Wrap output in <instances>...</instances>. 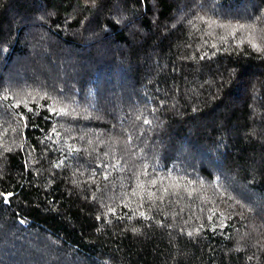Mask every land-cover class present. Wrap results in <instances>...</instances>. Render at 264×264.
I'll list each match as a JSON object with an SVG mask.
<instances>
[{
    "label": "trees",
    "instance_id": "trees-1",
    "mask_svg": "<svg viewBox=\"0 0 264 264\" xmlns=\"http://www.w3.org/2000/svg\"><path fill=\"white\" fill-rule=\"evenodd\" d=\"M0 264H264V0H0Z\"/></svg>",
    "mask_w": 264,
    "mask_h": 264
},
{
    "label": "snow or ice",
    "instance_id": "snow-or-ice-1",
    "mask_svg": "<svg viewBox=\"0 0 264 264\" xmlns=\"http://www.w3.org/2000/svg\"><path fill=\"white\" fill-rule=\"evenodd\" d=\"M253 47H257V45H253ZM61 111H64V109H61ZM10 195V194H9ZM141 215H143V213H141Z\"/></svg>",
    "mask_w": 264,
    "mask_h": 264
}]
</instances>
